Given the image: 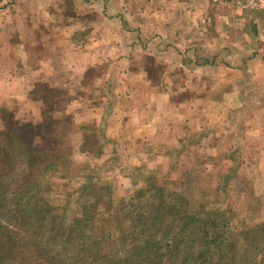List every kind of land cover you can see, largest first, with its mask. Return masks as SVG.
<instances>
[{
	"label": "rangeland",
	"instance_id": "1",
	"mask_svg": "<svg viewBox=\"0 0 264 264\" xmlns=\"http://www.w3.org/2000/svg\"><path fill=\"white\" fill-rule=\"evenodd\" d=\"M174 2L0 0V12L9 17L0 42L12 38V27L27 46L23 54L1 49L0 72L18 64L24 74L40 70V79L28 75L35 80L32 96L47 101L45 117L64 132L63 139L54 136L67 150V167L51 174L38 166L29 173L17 153L0 182L3 227L17 218L19 227L47 229L57 222L65 231L80 216L82 194L110 198L112 215L128 226L126 212L146 217L157 204L155 188L167 194L165 209L183 200L191 214L223 210L233 230L264 224V0H198L193 8ZM207 4L213 5L209 18L234 17L230 26L215 20L209 26L192 16L196 42L210 30L228 41L213 43L215 54L205 58L185 52L184 68L166 69L157 53L164 19L155 14L171 5L180 14L205 16ZM162 91L171 98L166 110L150 101ZM134 99L144 100L145 112L121 123ZM7 119L0 110L1 131ZM26 174L28 190L17 188L22 192L9 198V181ZM87 184L93 188L81 192ZM254 239L264 241V234Z\"/></svg>",
	"mask_w": 264,
	"mask_h": 264
},
{
	"label": "trees",
	"instance_id": "2",
	"mask_svg": "<svg viewBox=\"0 0 264 264\" xmlns=\"http://www.w3.org/2000/svg\"><path fill=\"white\" fill-rule=\"evenodd\" d=\"M6 116L9 125L0 130V182L4 169L18 160L17 153L20 162L27 163L29 173L31 166L45 168L43 172L49 174L67 167L62 157L67 150L60 149L62 144L54 136L57 133L63 139L65 134L47 117L38 125H19ZM36 136L40 141H34ZM27 181V174L22 181L10 180L14 190L6 195L10 198L21 193L17 188L27 191ZM89 187L93 184L83 185L80 191ZM155 189L159 193L157 204L146 217L141 213L132 219L126 212L131 221L128 226L112 215L110 198L104 200L95 194H82L80 216L65 231L57 222L47 229H33L17 226V218L9 219V229L0 224V264H212L213 259L215 264H264V241L254 239L264 234V224L233 230L223 210L191 214L183 200L179 206L165 209L167 194ZM101 204L104 207L99 209Z\"/></svg>",
	"mask_w": 264,
	"mask_h": 264
},
{
	"label": "crops",
	"instance_id": "3",
	"mask_svg": "<svg viewBox=\"0 0 264 264\" xmlns=\"http://www.w3.org/2000/svg\"><path fill=\"white\" fill-rule=\"evenodd\" d=\"M180 1V2H179ZM198 0H176L173 4H182V8L190 6L193 8L195 6L196 2ZM205 3V1H204ZM197 5V4H196ZM209 12L206 13L205 16L203 14L205 13L202 11V15L197 16L196 13L194 14H188L186 11L183 13H178L176 10L174 11L173 8L165 7V11L158 12L155 14L157 19H164L161 20L162 23L158 24V27L161 28V30H164L161 34L163 37V45H160L157 47L159 59L161 63H163L164 67L166 69H173V68H184V64L181 62V56L183 57L184 53L190 54L191 51L197 50L199 53V56L202 58L208 57L210 54H215V46L216 44H220V42H224L226 39V42L229 39V36L222 34L223 38L214 37L218 34H220V30H218L217 34H214L210 30V32L203 35V42H196L194 32L195 29L191 24H189V21H197L198 22H204L205 24L211 26V22L214 20L216 22H221L222 24H226L227 26H230L232 23V16L231 14H227L226 16L223 14L216 15L214 14V17L209 18L210 13L213 9V5L207 4ZM215 7V6H214ZM196 8V7H194ZM216 8V7H215ZM217 9V8H216ZM185 13V14H184ZM5 12H0V33L3 32L2 29L4 26V23H9V17L5 15ZM213 14V13H212ZM193 16L192 20L191 17ZM238 22L241 20L240 18L237 19ZM159 21V20H158ZM210 23V24H208ZM207 25L204 26V31L207 32ZM225 27V26H224ZM12 27L7 29L8 31H11L12 34H10L11 39H7L4 42H0V50L4 49L6 52H14L16 50H19V54H23L24 47L27 48L25 44L24 37L15 38L18 37L16 35V32L14 30H11ZM227 30L229 31V28L227 27ZM7 31V32H8ZM210 35V36H209ZM7 42V44H6ZM167 43H170L174 46L173 48H166ZM214 43V45H212ZM25 44V45H24ZM164 46V48H163ZM185 47H188V49L191 50H184ZM210 52V53H209ZM174 54V57L172 56ZM21 64L26 62V59L24 57L20 58ZM5 65V64H4ZM7 66V65H6ZM2 66L0 65V71ZM47 70L51 67H46ZM83 69V68H82ZM3 72H0V76L4 79L0 80V110L4 111L8 115H10L14 122L18 123L19 125H26V124H32V125H38L45 119V100H42L40 97H33L32 93L34 88V84H30L35 82L32 78H30L28 75L30 74L31 77H36L37 79H40L42 75L40 74V70L34 69L28 74H24L22 72L21 65L18 64L13 68H7L4 69ZM2 70V71H3ZM71 67L66 70V74L68 77H70L71 73ZM81 71V68L79 69ZM85 71L82 70V73ZM48 75L49 70H48ZM76 73V70H75ZM72 76V75H71ZM143 76V75H142ZM49 77V76H48ZM32 80V82H30ZM170 94L169 92L162 91V94L160 95V99H151L150 101L153 103L157 102L158 106L160 108H164L165 110L171 106L170 101ZM134 105L129 107L128 112H125L122 117L121 123H124L126 120V117H138L139 114H143L145 112L144 107V100L143 99H134L133 100ZM34 110V113H31V111ZM35 112H38L35 113ZM30 115H37L36 120H27L23 119L21 116L29 117Z\"/></svg>",
	"mask_w": 264,
	"mask_h": 264
}]
</instances>
